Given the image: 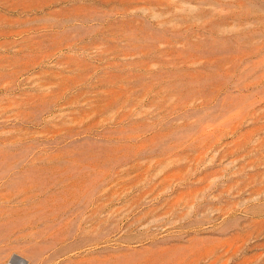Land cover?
Segmentation results:
<instances>
[{
    "label": "rangeland",
    "instance_id": "rangeland-1",
    "mask_svg": "<svg viewBox=\"0 0 264 264\" xmlns=\"http://www.w3.org/2000/svg\"><path fill=\"white\" fill-rule=\"evenodd\" d=\"M264 264V0H0V264Z\"/></svg>",
    "mask_w": 264,
    "mask_h": 264
},
{
    "label": "built area",
    "instance_id": "built-area-1",
    "mask_svg": "<svg viewBox=\"0 0 264 264\" xmlns=\"http://www.w3.org/2000/svg\"><path fill=\"white\" fill-rule=\"evenodd\" d=\"M4 264H27V259L18 252H12Z\"/></svg>",
    "mask_w": 264,
    "mask_h": 264
}]
</instances>
